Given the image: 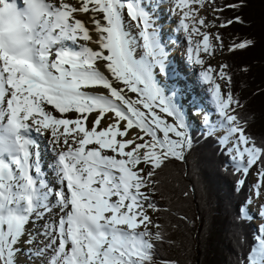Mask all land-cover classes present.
Masks as SVG:
<instances>
[{
    "label": "snow or ice",
    "instance_id": "1",
    "mask_svg": "<svg viewBox=\"0 0 264 264\" xmlns=\"http://www.w3.org/2000/svg\"><path fill=\"white\" fill-rule=\"evenodd\" d=\"M253 2L169 0L218 114L207 135L223 131L219 143L243 176L257 168L253 189L264 198V141L239 116L232 65L203 58L257 46L254 37L226 44L221 32L251 26L242 13ZM161 3L0 0V264H157L172 242L155 197L194 140L178 92L161 83L171 67ZM33 134L51 137L53 182ZM257 215L256 244L240 264H264V203ZM241 216L252 219L244 208Z\"/></svg>",
    "mask_w": 264,
    "mask_h": 264
},
{
    "label": "trees",
    "instance_id": "2",
    "mask_svg": "<svg viewBox=\"0 0 264 264\" xmlns=\"http://www.w3.org/2000/svg\"><path fill=\"white\" fill-rule=\"evenodd\" d=\"M242 15L252 21L251 26L236 25L221 32L231 42L244 37L258 41L255 48L232 55L227 63L232 65L234 95L240 97L238 92H244L240 99L244 105L248 99L252 120L239 116L248 121L249 132L260 143L264 141V4L255 0ZM244 66L247 72L241 71ZM191 135L194 144L186 162L176 161L161 174L155 197L161 211L155 218L172 242L159 248L157 264L167 260L178 264H240L249 246L256 244L253 223L241 216L249 199V176L236 171L215 137H205L199 129H193ZM240 179H245L243 186L237 183Z\"/></svg>",
    "mask_w": 264,
    "mask_h": 264
},
{
    "label": "bare ground",
    "instance_id": "3",
    "mask_svg": "<svg viewBox=\"0 0 264 264\" xmlns=\"http://www.w3.org/2000/svg\"><path fill=\"white\" fill-rule=\"evenodd\" d=\"M171 8H172V5L169 4V0H163L162 3H161V8L157 9V12H156L157 13L156 14V23L160 27L161 23L166 20L167 23H171L175 27V29L177 31V21H178L179 18H177V20L175 19L174 15H172V13H171ZM165 9H166L167 13L171 14L172 19L171 18L170 19L169 18H165V14H164V10ZM81 18L84 19V20H87V16L82 15ZM89 27H91V25H89ZM133 31H135V29H133ZM176 33H178L177 39L174 40V42L176 44H174V49L172 50V52L170 53V51H169V55L170 54L173 55L175 52H178V53H180V55H182L183 61L182 62L179 61L178 64H177L176 70H174L173 69V65L171 64L172 59L170 58V65H171V67H170V69H171L170 70V75L174 78L175 76L178 77V76H180L182 74H185V72H183L185 67L190 69V71H195V75L197 77L199 75V78L197 80H191V82L189 84H191L192 87L190 85L188 87H183V89H181V94L183 95L186 92L192 93V92H189V91H186V90L194 88L193 92H195L197 94V97L199 98V103L196 104V105H192L191 106L193 110H194V108H196L198 110V112H196L194 115H199L200 119L204 123L205 122L206 123H210L211 120L212 121L215 120V122H217L218 120H216L215 116L218 117V114L215 111V107H214V104L212 102L210 92L208 91V85H206L203 82L202 77L200 76V71H201L200 66L194 65L193 63L189 62V60L187 59V47H188L187 40H186V38H185V36H184V34L182 32H178L177 31ZM178 39L180 40L179 42H178ZM194 39H199V37H194ZM90 46H92L94 48L96 47L95 45H90ZM184 78H185V80L187 79L186 76ZM171 80H173V79H171ZM182 80L183 81H181V84L183 86L184 85V83H183L184 79H182ZM163 81H164V79H163V77H161V82H163ZM177 87H178V85H176L175 88H177ZM191 96H192L191 98H193V96H194L193 93H192ZM205 98L207 100H209L211 106L206 104ZM200 103H203V106H200L199 105ZM208 108H211L212 110L214 108V111L212 113H210L209 110H207ZM204 111H208L206 113V116L208 117L207 121H205V119H202V117H204L205 114L204 115H200V113L201 112L204 113ZM57 115H59V114H57ZM213 115H215L214 119H212ZM218 123H219V121H218ZM135 131H137V130L133 129V132H135ZM33 136H34V139L38 142V145H39L41 163H42V166H43V170H45L46 178H47V180L49 182H53L54 181V176L52 175V173L50 171V168H49V165H50V163L52 161L51 160V154H49V152H47V156H46L44 154V151H43V149H44V147H46V145H49L50 147H52V145L49 143L51 137L49 135H36V134H33ZM46 161H47V163H46ZM261 199L264 200V198H261ZM41 242H43V241H41Z\"/></svg>",
    "mask_w": 264,
    "mask_h": 264
},
{
    "label": "rangeland",
    "instance_id": "4",
    "mask_svg": "<svg viewBox=\"0 0 264 264\" xmlns=\"http://www.w3.org/2000/svg\"><path fill=\"white\" fill-rule=\"evenodd\" d=\"M163 1V0H162ZM161 8V7H160ZM156 12H157V10H156ZM164 14H165V18H171L172 19V16H171V14H169V13H167L166 12V9L164 10ZM203 14V13H202ZM167 16V17H166ZM175 17V19L177 20V18H179V17H176V16H174ZM173 26V25H172ZM174 27V26H173ZM214 31V30H213ZM222 31V30H221ZM174 32L176 33L177 31H176V29H175V27H174ZM177 35H178V33H176ZM176 35V36H177ZM175 39H177V38H175ZM180 40H178V42H179ZM224 41H225V43L226 44H229V43H231V40L230 39H228V38H226V37H224ZM174 44H176V43H174ZM174 49V48H173ZM203 55V54H202ZM231 56L232 55H228L227 53H225L224 55H221V54H219V53H217L216 54V56H215V58H211V57H207V56H204L203 58L204 59H206V61H207V63H209V64H211L212 65V67H217L219 64H221V63H225V62H229V60L231 59ZM190 64V63H189ZM187 68V67H186ZM174 69V68H173ZM170 70L171 69H169V74H168V76H166V77H163V79H164V81L163 82H161L162 83V85L165 87V88H167V89H175L178 93H180L181 94V89H183V87H188L189 85L191 86V84H189L190 82H191V80H188L187 81V83L186 84H184L183 86L181 85V81H183L182 79H184V81H186L185 80V74H182V75H180V76H178V77H172L171 75H170ZM174 70H176V69H174ZM235 71V70H234ZM233 71V72H234ZM189 72H191L190 71V69H189ZM171 79H173V80H171ZM198 78H199V75H198ZM236 78H237V76H236ZM193 80V79H192ZM175 85V86H174ZM176 85H178V87L177 88H175L176 87ZM192 87V86H191ZM190 87V88H191ZM179 88V89H178ZM193 90H194V88H191V89H187L186 91H189V92H192L193 93V98H191L192 96V93H188V92H186L185 94H186V96L188 97L187 98V100L185 101V100H183V102H181L180 101V98H181V96H177V101H178V103L180 104V105H183V103H184V106L182 107V109H183V111L186 113V121H187V123H188V125H189V134L191 133V129H192V127H194V124L196 125V126H198V127H200L201 126V128L203 127L204 129H205V131L206 132H208V127H206V126H202V123H203V121L200 119V116L199 115H196V116H194L193 114H192V112L191 111H189V110H192L193 111V109H192V105H196V104H198L199 103V98L197 97V94L195 93V92H193ZM225 91H226V89H225ZM239 94H240V97L241 98H243V96H244V92H242L241 93V91H239L238 92ZM243 95V96H242ZM191 99H194L195 100V102L194 103H192V105L191 104H189L190 106H188V101H190ZM247 100V103H246V105H245V107L243 108V109H239V114H243L244 116H246V117H248L249 119H251L252 120V118L248 115V99H246ZM206 101V100H205ZM207 110H209V112L210 113H212L214 110H212L211 108H208ZM208 111H204V114L206 115V113H207ZM208 115V114H207ZM217 115V114H216ZM197 116H199V117H197ZM214 116L215 115H213L212 117V119H214ZM215 118H217V116H215ZM191 119L193 120L192 122L194 123V124H192V122H191ZM202 119H204V117H202ZM218 120V119H217ZM210 122H212L213 124H216L217 126H218V121L217 122H215V120H211ZM192 124V125H191ZM205 124H206V122H205ZM252 124H254V122L252 121ZM215 135L219 138L221 135H223V131L222 130H218L216 133H215ZM43 151H44V154L47 156V152H49V154H51V160H53L54 159V155H55V153L52 151V147H50L49 145H46V147H44V149H43ZM204 151V150H203ZM46 152V153H45ZM205 152V151H204ZM206 152H208V150H207V147H206ZM231 157V156H230ZM231 162L235 165V163L232 161V159H231ZM46 163H47V161H46ZM256 173H257V168L254 166L251 170H250V172H249V176H250V185H251V199H250V201H251V203H248V205H247V207L245 208V209H247V211H248V215L250 216V217H252V219H251V221L253 222V224H254V228L255 229H257V227H258V225L262 222L261 221V219H260V217L257 215V211H258V207H259V205L261 204V203H264L263 201V199H261V198H257L256 196H255V193H254V189H253V185L256 183V181H257V175H256ZM50 175V174H49ZM219 179V178H218ZM228 197H229V195H227ZM155 201H156V199H155ZM156 203H157V201H156ZM226 204H228V203H226ZM227 215L226 216H224V217H222L223 218V220L225 219H227ZM222 222V221H221ZM258 234V233H257ZM42 243V242H41ZM22 259H27V257H21Z\"/></svg>",
    "mask_w": 264,
    "mask_h": 264
}]
</instances>
